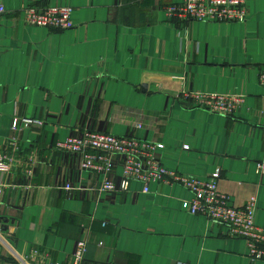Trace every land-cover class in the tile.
I'll use <instances>...</instances> for the list:
<instances>
[{"label":"crops","instance_id":"0c3cea01","mask_svg":"<svg viewBox=\"0 0 264 264\" xmlns=\"http://www.w3.org/2000/svg\"><path fill=\"white\" fill-rule=\"evenodd\" d=\"M0 264H72L88 230L86 263L264 264L243 239L201 215L177 184L139 182L102 193V177L55 149L85 129L158 143L162 166L218 189L242 208L256 198L264 228V0L244 23L184 24L165 8L182 0H0ZM28 6L69 7L71 27L28 26ZM186 93L242 96L231 116L198 109ZM15 118L40 126L12 130ZM140 125V128H136ZM15 140L18 151L9 145ZM121 169L112 177L118 187ZM66 185L82 190L66 191Z\"/></svg>","mask_w":264,"mask_h":264},{"label":"built area","instance_id":"2783aa9c","mask_svg":"<svg viewBox=\"0 0 264 264\" xmlns=\"http://www.w3.org/2000/svg\"><path fill=\"white\" fill-rule=\"evenodd\" d=\"M246 0H182L179 4L165 8L168 18L184 24L191 23H244L247 20ZM69 7L28 6L22 9L23 21L26 25L53 31H65L71 27ZM6 14L0 2V17ZM259 85L264 88V68L259 73ZM184 98L193 101L203 111L222 116H231L243 103L242 96L221 95L215 93H186ZM41 121L30 118H15L12 130L19 126L24 128L40 126ZM140 128V125H136ZM11 150L18 151L15 140L9 144ZM161 144L140 138L137 135L115 136L85 129L64 141H59L55 149L59 152L78 158L80 171L97 174L102 177L99 191L102 193L124 192L129 190L132 182H139L143 192H149L150 183L177 184L191 194V199L183 201V206L191 215H201L214 224H222L228 228L230 237L243 239L252 261L264 259V228L256 225V198L251 197L242 208L230 205L227 195L218 189L220 171L201 181L165 169L158 152ZM7 156L0 153V198L4 192V174L7 170ZM120 167L121 174L118 187L112 179L114 169ZM264 172V164H258ZM66 191L82 190L80 186L66 185ZM88 230L84 237L76 242L72 255V264L86 263L85 254L88 244ZM1 249V247H0Z\"/></svg>","mask_w":264,"mask_h":264},{"label":"trees","instance_id":"16d2710c","mask_svg":"<svg viewBox=\"0 0 264 264\" xmlns=\"http://www.w3.org/2000/svg\"><path fill=\"white\" fill-rule=\"evenodd\" d=\"M62 153V152H61ZM66 154V153H65ZM70 157H73L75 164L78 166V158L76 156L70 155Z\"/></svg>","mask_w":264,"mask_h":264}]
</instances>
